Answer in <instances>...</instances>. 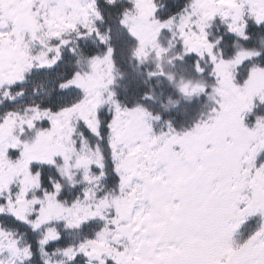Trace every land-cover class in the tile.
I'll return each mask as SVG.
<instances>
[{
    "label": "snow or ice",
    "instance_id": "snow-or-ice-1",
    "mask_svg": "<svg viewBox=\"0 0 264 264\" xmlns=\"http://www.w3.org/2000/svg\"><path fill=\"white\" fill-rule=\"evenodd\" d=\"M0 264H264V0H0Z\"/></svg>",
    "mask_w": 264,
    "mask_h": 264
}]
</instances>
